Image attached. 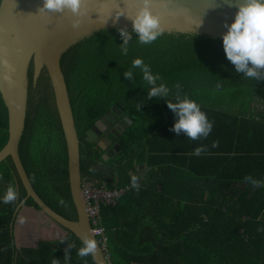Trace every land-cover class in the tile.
Here are the masks:
<instances>
[{"label":"trees","instance_id":"1","mask_svg":"<svg viewBox=\"0 0 264 264\" xmlns=\"http://www.w3.org/2000/svg\"><path fill=\"white\" fill-rule=\"evenodd\" d=\"M137 58L159 75L157 85L165 84L168 96L147 98L150 86L141 70L132 67ZM224 60L222 45L158 49L121 61L81 90L71 108L81 179L109 191L128 188L115 206L99 212L107 230L109 264H264V187L244 180L252 176L264 183V81L243 77ZM126 70L133 72V80L124 77ZM232 88L248 91L246 114L198 104L213 123L206 139L193 141L170 131L176 117L167 102H176L177 96L192 100L191 93L199 89ZM112 106L124 112L131 125L118 139L119 153L103 161L102 153L85 142V133ZM7 128L0 96V151L7 142ZM215 141L219 144L212 147ZM200 146L207 151L194 155ZM17 155L39 200L54 213L75 220L58 115L41 108L25 115ZM134 176L138 188L132 186ZM9 184L18 198L5 204ZM0 185V264H52L53 259L59 264H94L90 255H77L82 242L40 214L29 199L12 233L13 214L25 194L10 158L0 164ZM39 216L53 234L61 235L36 236L47 229L40 226ZM66 249L71 257L67 262Z\"/></svg>","mask_w":264,"mask_h":264},{"label":"water","instance_id":"2","mask_svg":"<svg viewBox=\"0 0 264 264\" xmlns=\"http://www.w3.org/2000/svg\"><path fill=\"white\" fill-rule=\"evenodd\" d=\"M136 2L85 0L86 14L79 18L80 27L74 30L71 24L76 17L70 12H39L43 0L0 1V96L5 105L8 127L7 142L0 151V164L10 158L25 194L13 214L10 224L12 233H15L13 226L18 212L29 199L40 214L70 231L81 242L84 234L96 241L82 198L79 139L71 109L81 90L121 61L137 54L183 45H222L223 49L222 36L227 31L225 25L234 22L239 0H153V13L161 16L164 31L150 45L138 42L137 34L132 31V22L127 18V15L135 14ZM119 11L125 15L117 18ZM200 21V26L196 27ZM120 28H126L132 34L127 55L120 50L123 44L118 32ZM5 60L13 69L10 73L4 68ZM227 60L225 55L223 63ZM228 66L234 65L229 61ZM4 75H10L12 82H6ZM36 108L58 115L66 149L68 185L75 220L54 213L39 200L18 159L17 147L25 115ZM120 113V109L112 106L93 126L101 129L102 123L114 120L115 115ZM129 125L131 120L126 117L121 126L97 144L98 150L106 152ZM85 136L87 143L95 139L91 129L86 131ZM112 149V153L106 152L101 157L103 161L113 159L119 153L117 144ZM139 170L143 176L144 168ZM90 256L94 264H109L98 243L95 255Z\"/></svg>","mask_w":264,"mask_h":264},{"label":"clouds","instance_id":"3","mask_svg":"<svg viewBox=\"0 0 264 264\" xmlns=\"http://www.w3.org/2000/svg\"><path fill=\"white\" fill-rule=\"evenodd\" d=\"M85 0H43V7L39 12H51L63 14L65 11L71 13L76 19L73 20L71 27L76 30L80 27V17L86 14L84 8ZM137 9L134 15H127L131 20L132 31L137 34L138 42L143 45L154 43L163 33L161 25V16L153 13V0H137ZM238 11L234 22L231 25H225L226 33L222 36L223 50L228 61H230L237 73H242L243 77L264 81V0H239L237 4ZM125 15L123 11L116 13V17ZM107 23V21H104ZM195 25L196 27L200 26ZM119 35L123 40L120 45L122 54H128V44L132 40V34L126 28L118 29ZM4 68L10 73L13 69L3 61ZM133 68H139L142 72V78L150 86L147 92L149 100L156 97L168 96L170 89L165 84L157 85L159 75H154L149 65L145 64L141 58L132 62ZM128 80H133L134 75L131 70L123 73ZM3 79L11 83V76L4 75ZM168 109L176 117V121L170 131L180 135L183 133L190 140L206 139L213 128V123L208 120L207 115L200 106L187 96L176 97V102H167ZM140 109V105H138ZM218 141L213 142L212 147H217ZM207 151L206 146L196 147L193 154L200 156ZM245 182L251 183L253 187H264V183L254 179L252 176H245ZM132 186L138 188L136 177L132 178ZM18 198L17 190L9 184L3 197L5 204L14 203ZM62 202V201H61ZM264 230V229H262ZM63 242V241H62ZM83 246L79 248L77 255L81 258L89 255H95L97 251V242L89 238L87 234L83 235ZM74 245H69L72 249ZM71 259L68 249L65 250L64 260ZM52 264H59L58 259H53Z\"/></svg>","mask_w":264,"mask_h":264},{"label":"rangeland","instance_id":"4","mask_svg":"<svg viewBox=\"0 0 264 264\" xmlns=\"http://www.w3.org/2000/svg\"><path fill=\"white\" fill-rule=\"evenodd\" d=\"M190 96L197 104L238 115L246 114L249 103V94L244 88H232L220 91L199 89L192 92ZM2 186L3 185H0V188ZM39 219H41L40 221L43 223L40 224V226L47 227V229L40 230L39 233L35 234L36 236L38 235L39 238L43 239H51L55 237L58 238L61 235L53 234L51 230H49L50 224L47 225L45 223L47 220L44 217L39 216ZM33 221L35 224L38 222L37 216L33 218Z\"/></svg>","mask_w":264,"mask_h":264},{"label":"built area","instance_id":"5","mask_svg":"<svg viewBox=\"0 0 264 264\" xmlns=\"http://www.w3.org/2000/svg\"><path fill=\"white\" fill-rule=\"evenodd\" d=\"M127 190L128 188L109 191L103 186L96 187L92 182L83 181L82 198L91 226V232L106 260H108V256L106 255L108 236L107 230L101 225L99 212L103 207L115 206Z\"/></svg>","mask_w":264,"mask_h":264},{"label":"flooded vegetation","instance_id":"6","mask_svg":"<svg viewBox=\"0 0 264 264\" xmlns=\"http://www.w3.org/2000/svg\"><path fill=\"white\" fill-rule=\"evenodd\" d=\"M109 111V110H108ZM107 111V112H108ZM106 112V113H107ZM106 113H104V114H106ZM103 114V115H104ZM102 115V116H103ZM127 116L125 115V113L124 112H122L121 111V113L119 114V115H115V119L114 120H110L109 122H104V123H102L101 125H100V127H101V129H97L96 127H94L93 125L90 127V129H91V131H92V133L95 135V139L94 140H92V142L91 143H88V144H90L91 145V147H92V150H93V152H99V153H102V155H101V157H103L104 156V154H106V152H109V154L110 153H112L113 152V145L114 144H117L118 145V139H119V137L121 136V135H123V133L118 137V138H116V142L114 143V144H112L110 147H108L107 148V150H106V152H100L99 150H98V148H97V144L99 143V142H101V140L104 138V136H106L107 134H109V133H111L113 130H115L116 128H117V126H121V123H124V119L126 118ZM99 120V119H98ZM89 129V130H90ZM126 130V129H125ZM124 130V131H125ZM85 139H86V136H85ZM85 142H86V140H85ZM109 159H111V158H109ZM108 159V160H109Z\"/></svg>","mask_w":264,"mask_h":264},{"label":"crops","instance_id":"7","mask_svg":"<svg viewBox=\"0 0 264 264\" xmlns=\"http://www.w3.org/2000/svg\"><path fill=\"white\" fill-rule=\"evenodd\" d=\"M256 108H258V107H256ZM140 173H141V172H139V174H138V175H140ZM142 174L144 175V172H142ZM140 177H142V176L140 175Z\"/></svg>","mask_w":264,"mask_h":264}]
</instances>
